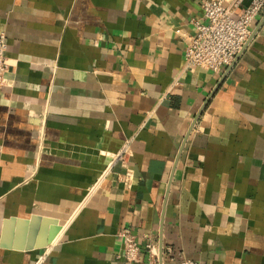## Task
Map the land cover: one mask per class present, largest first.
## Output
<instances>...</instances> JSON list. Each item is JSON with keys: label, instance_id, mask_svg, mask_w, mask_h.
I'll list each match as a JSON object with an SVG mask.
<instances>
[{"label": "crops", "instance_id": "1", "mask_svg": "<svg viewBox=\"0 0 264 264\" xmlns=\"http://www.w3.org/2000/svg\"><path fill=\"white\" fill-rule=\"evenodd\" d=\"M204 1L0 0V264H264V9L215 72L184 61Z\"/></svg>", "mask_w": 264, "mask_h": 264}, {"label": "built area", "instance_id": "2", "mask_svg": "<svg viewBox=\"0 0 264 264\" xmlns=\"http://www.w3.org/2000/svg\"><path fill=\"white\" fill-rule=\"evenodd\" d=\"M229 1L228 4H225ZM242 4V11L234 16V9ZM264 9V0H205L202 4V14L199 19L193 20L195 32L188 38L184 48V61L187 66H200L212 71H219L235 60L241 52L251 33V23ZM11 60L7 55V38L4 32L0 33V88L7 84V72L11 67ZM130 154L126 142L107 165L109 170L112 164L120 162L126 166L127 156ZM102 174L92 184L89 192L102 180ZM130 171L126 172L124 181L129 184ZM118 235L122 241V251L118 255L125 261L139 259L140 246L136 235L129 226H123ZM153 262L157 264V248L152 242L146 244ZM170 252V248H168ZM178 264H204L201 261L182 257Z\"/></svg>", "mask_w": 264, "mask_h": 264}, {"label": "water", "instance_id": "3", "mask_svg": "<svg viewBox=\"0 0 264 264\" xmlns=\"http://www.w3.org/2000/svg\"><path fill=\"white\" fill-rule=\"evenodd\" d=\"M50 218H46V217H43V218H41V217H37V216H33V217H31V218H29V221H31V224H33V223H35V222H37L38 220L39 221H45V222H47L48 220H49ZM54 234H55V231H54ZM53 235V234H52ZM47 243V240L45 239V240H42V241H40V242H38V244H37V246H43V245H45Z\"/></svg>", "mask_w": 264, "mask_h": 264}]
</instances>
